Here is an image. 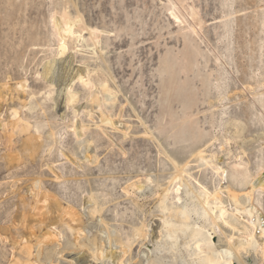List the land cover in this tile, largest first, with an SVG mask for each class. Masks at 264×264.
I'll use <instances>...</instances> for the list:
<instances>
[{
	"label": "rangeland",
	"instance_id": "rangeland-1",
	"mask_svg": "<svg viewBox=\"0 0 264 264\" xmlns=\"http://www.w3.org/2000/svg\"><path fill=\"white\" fill-rule=\"evenodd\" d=\"M0 126V264H209L208 230L264 264L206 196L232 212L226 187L244 203L264 177V0H0Z\"/></svg>",
	"mask_w": 264,
	"mask_h": 264
},
{
	"label": "bare ground",
	"instance_id": "bare-ground-1",
	"mask_svg": "<svg viewBox=\"0 0 264 264\" xmlns=\"http://www.w3.org/2000/svg\"><path fill=\"white\" fill-rule=\"evenodd\" d=\"M173 16L175 19L179 20V16L177 14L173 13ZM62 49L64 53L65 47H63ZM48 67H49L48 69L46 68L47 72L45 78L46 79L48 78L51 83H55L58 86L59 89L58 109L62 111L64 109L66 110L67 108L66 105L74 100V96H72L71 99H69L68 97V93L70 90L69 87L70 82L75 78L83 79L82 77L83 75L76 72L75 69L72 67V65L67 61L62 62L61 72L59 70V67H58L59 71L57 69H54L53 65L51 66L49 65ZM127 71L128 70L125 68L122 71V73L123 74L127 73ZM241 169H244V167L238 165L235 166V172H234L235 180L236 181L241 180L242 182L248 181L249 176L247 169L245 168V172H243ZM215 170L217 172L222 171L223 174L226 173L225 170H223L222 167L219 166H216ZM222 180H224V175L222 176ZM229 189L230 188L226 187V190H228L227 192L230 198L233 200L235 204V207L233 205V208H231L232 212L227 208V206L223 202L222 196L224 193L223 191L224 189L222 186L217 187L213 193L206 191L207 203L208 204L213 203V205H215V207L217 208V212H218L216 218L217 221L221 220L225 225L228 226L230 225L234 229L238 228L235 225L236 223H239L242 226V229L239 228L237 229L240 236L237 237L236 239H234V237L230 239L231 243H234V247L237 249L236 251L240 250L245 252L247 250L251 252L256 247L262 246L264 248V215L262 212V208L259 206H255V204L252 203L254 199L252 193L264 191V177L262 178L260 177L255 182H250V191L245 193V201L243 198L244 203H242V201L240 200L239 198L240 196L235 195L236 193L231 192ZM180 191L181 188L180 187L177 188L176 193L178 199H180L179 196ZM210 199L212 202H210ZM36 210H37L36 211L37 215L40 216V219H42V213L40 211L41 210L40 207L37 206ZM29 228L31 229L32 227ZM29 228L28 225L26 224L23 225V229L25 231H28ZM216 228L220 229L219 225H217ZM215 231L216 230H214V233ZM207 235L209 236V240H203V242H199V241L196 242V250L199 252V255L205 254V257H207L206 260L207 262H209V264H218L220 261L224 260V258L229 259L227 261V264H235V262L232 259L233 252L230 250L231 248L224 250L220 249V251L215 252L213 246L216 247L217 245L214 241H210V238L211 239L213 238L212 236L213 232L208 230ZM38 244H39L38 246H40L41 242L39 241ZM32 248L33 247L25 246L21 248L19 252H14L13 259L10 260L7 264H24L22 260L19 259V257H24L25 255L23 254H27L28 256H31ZM94 259L97 260V257L94 256ZM67 261L73 262L74 264H89L90 262H92V260H90L87 257H83V255H81L80 253L74 254L73 258H67Z\"/></svg>",
	"mask_w": 264,
	"mask_h": 264
}]
</instances>
